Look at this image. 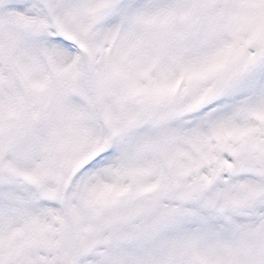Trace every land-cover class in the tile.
<instances>
[{
  "label": "snow or ice",
  "instance_id": "6c2138e0",
  "mask_svg": "<svg viewBox=\"0 0 264 264\" xmlns=\"http://www.w3.org/2000/svg\"><path fill=\"white\" fill-rule=\"evenodd\" d=\"M0 264H264V0H0Z\"/></svg>",
  "mask_w": 264,
  "mask_h": 264
}]
</instances>
